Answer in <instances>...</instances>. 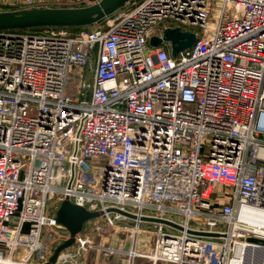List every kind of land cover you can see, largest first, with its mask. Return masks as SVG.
Returning <instances> with one entry per match:
<instances>
[{
	"label": "built area",
	"instance_id": "obj_1",
	"mask_svg": "<svg viewBox=\"0 0 264 264\" xmlns=\"http://www.w3.org/2000/svg\"><path fill=\"white\" fill-rule=\"evenodd\" d=\"M176 27L191 48L151 45ZM67 199L105 214L57 264H83L110 227L131 234L132 262L233 264L260 247L239 238L264 240V0H131L106 28L0 31V264L47 262Z\"/></svg>",
	"mask_w": 264,
	"mask_h": 264
},
{
	"label": "water",
	"instance_id": "obj_2",
	"mask_svg": "<svg viewBox=\"0 0 264 264\" xmlns=\"http://www.w3.org/2000/svg\"><path fill=\"white\" fill-rule=\"evenodd\" d=\"M131 0H100L89 6L79 8H29L23 10L0 11V31H14L35 28H60V27H89L100 23L118 11L123 9ZM172 45V56L176 57L182 51L191 48L196 43V35L191 31H183L181 28H168L163 37L154 36L150 43L153 47H159L163 42ZM107 213L123 215L130 220H136L135 214L126 212L119 208H108ZM105 213L102 211H90L81 205H76L70 200H64L57 206L54 213L56 223L66 230L69 237L54 245L52 255L44 264H57L59 256L63 251L76 244L78 234L84 233L89 221H97ZM142 221L150 223H161L171 226L179 231L184 228L170 220L159 218L142 217ZM194 235L204 237H218L219 234L211 232H198L189 230ZM249 243L260 245L259 248H249L248 252H258L264 263V240L255 238H239ZM252 257V256H251Z\"/></svg>",
	"mask_w": 264,
	"mask_h": 264
},
{
	"label": "rangeland",
	"instance_id": "obj_3",
	"mask_svg": "<svg viewBox=\"0 0 264 264\" xmlns=\"http://www.w3.org/2000/svg\"><path fill=\"white\" fill-rule=\"evenodd\" d=\"M139 1V0H138ZM110 18V17H109ZM216 20V17H212L210 20V23H213ZM166 25H169L170 22H165ZM107 24V19L104 23L102 24H96L91 26V29L94 28H106ZM164 24H161L159 27L162 28ZM176 26V25H175ZM185 28V27H184ZM184 31V30H183ZM102 224L106 222L104 219L101 220ZM194 224V223H193ZM147 227V225H144ZM166 231H171V232H177L175 229H170L169 227L166 226ZM93 241L94 245L97 246L98 248L96 249H91L85 259L82 260L83 264H152L149 258L147 257H136L134 261L132 262V258L130 261V256L128 254L129 249H130V243H131V234L130 233H122L120 231H116L115 228H106V230L102 233H94V236H90ZM94 237V238H93ZM116 238H118L117 241H114ZM125 239L127 240L124 244H127V247L124 248L126 253H120V252H115V253H107L105 251H102L99 249V247H108L112 246L115 248H121L124 246V244H121V240ZM134 255V252H132L131 256ZM258 258V261L260 259V256H256ZM255 258V257H254ZM256 258V259H257ZM39 263V262H35ZM162 264V263H159Z\"/></svg>",
	"mask_w": 264,
	"mask_h": 264
},
{
	"label": "crops",
	"instance_id": "obj_4",
	"mask_svg": "<svg viewBox=\"0 0 264 264\" xmlns=\"http://www.w3.org/2000/svg\"><path fill=\"white\" fill-rule=\"evenodd\" d=\"M37 2L38 4L34 6H24L21 5L18 2V0H5V2L0 3V11L23 10L29 8H79V7H84L86 5L89 6V3L87 2L86 3L74 2V1L72 2V0H38ZM128 221H129L127 222L128 224L130 225L133 224L132 220H128ZM90 236H94V233H90ZM78 260L81 263L83 258H80Z\"/></svg>",
	"mask_w": 264,
	"mask_h": 264
},
{
	"label": "bare ground",
	"instance_id": "obj_5",
	"mask_svg": "<svg viewBox=\"0 0 264 264\" xmlns=\"http://www.w3.org/2000/svg\"><path fill=\"white\" fill-rule=\"evenodd\" d=\"M132 252H135L134 251V248L131 251V254H132ZM257 255L260 256L259 261H258V258L256 257ZM233 264H264V263H262V256H261V254H259L257 251L254 252V253H252L251 251H249V252L247 251L246 252V255L244 256V259L241 262H235Z\"/></svg>",
	"mask_w": 264,
	"mask_h": 264
},
{
	"label": "trees",
	"instance_id": "obj_6",
	"mask_svg": "<svg viewBox=\"0 0 264 264\" xmlns=\"http://www.w3.org/2000/svg\"><path fill=\"white\" fill-rule=\"evenodd\" d=\"M106 21L105 20H102L100 23H98L99 25L104 23ZM60 28H65L67 30H69L70 32H77L79 31L81 28H77V27H60ZM46 28H35V29H24V30H14V31H8V32H19V33H25V32H39V31H43L45 30Z\"/></svg>",
	"mask_w": 264,
	"mask_h": 264
}]
</instances>
